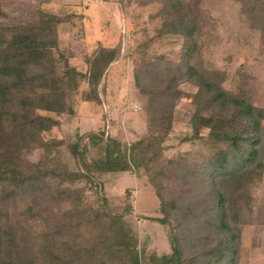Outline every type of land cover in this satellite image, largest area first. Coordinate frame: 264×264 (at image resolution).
I'll return each mask as SVG.
<instances>
[{
  "label": "trees",
  "instance_id": "trees-1",
  "mask_svg": "<svg viewBox=\"0 0 264 264\" xmlns=\"http://www.w3.org/2000/svg\"><path fill=\"white\" fill-rule=\"evenodd\" d=\"M160 1L159 37L183 38V59L176 63L156 55L134 71L135 86L146 100L147 135L127 144L105 133L86 134L68 146L75 170L56 153L64 142L44 139L60 125L45 114H73L67 91H78L83 83L90 89L84 99L100 102L98 87L120 48L100 46L81 73L58 52L63 18L38 9L26 23L0 26V264L241 262L242 199L248 182L264 172V108L227 92L199 67L200 24L192 6L185 0ZM235 1L243 5V15L255 19V28L264 25V0ZM183 81L198 89L187 141L204 138L212 145L203 165L163 158ZM37 150L43 154L34 162L29 157ZM127 172L155 188L163 215L159 222L176 223L179 232H168L172 254L140 253L139 239L124 219L133 213L131 206L114 212L101 197L98 210L83 207L81 183L101 194L108 175ZM171 185L179 188L175 194Z\"/></svg>",
  "mask_w": 264,
  "mask_h": 264
},
{
  "label": "rangeland",
  "instance_id": "rangeland-1",
  "mask_svg": "<svg viewBox=\"0 0 264 264\" xmlns=\"http://www.w3.org/2000/svg\"><path fill=\"white\" fill-rule=\"evenodd\" d=\"M0 1L5 14L0 16V26L26 23L38 9L63 18L64 23L59 26L58 52L81 73L88 71L87 59L94 56L100 46L121 50L119 59L110 66L98 87L100 102L84 99V94L90 89L83 83L78 91H67V103L73 114H45L60 122L58 127L44 134V139L64 142L56 152L61 162L75 170V161L68 146L92 132L105 133L127 144L147 135L146 100L135 86L134 71L142 61L156 55H163L176 63L183 59V38L159 37L164 24L160 0ZM185 1L196 12L200 24L202 57L199 67L227 92L264 108V25L255 28V19L243 15V5L235 0ZM58 64L62 72L63 60L58 59ZM179 91L175 122L163 145V158H183L203 165L206 157L212 156V145L204 138L187 141L192 135L190 120L195 112L194 96L198 89L191 82L183 81ZM41 154L43 151L37 150L29 158L36 162ZM93 155L91 150L86 158L89 160ZM103 182L101 194L86 182L79 185L85 190L83 207L98 210L102 206L101 197L114 212L121 213L131 206L133 213L124 219L139 239L140 253L158 257L172 254L169 228H173L175 233L179 229L174 221L172 227L159 222L163 218L160 200L150 181L127 172L112 173ZM175 186L169 188L172 194L179 189ZM189 186L185 187L187 191L192 188ZM245 192L239 264H264V172L260 180L248 182ZM34 222L35 226L40 224Z\"/></svg>",
  "mask_w": 264,
  "mask_h": 264
}]
</instances>
